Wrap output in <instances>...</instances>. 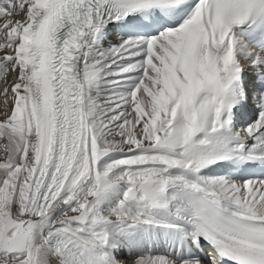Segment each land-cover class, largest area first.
<instances>
[{"label": "snow or ice", "instance_id": "snow-or-ice-1", "mask_svg": "<svg viewBox=\"0 0 264 264\" xmlns=\"http://www.w3.org/2000/svg\"><path fill=\"white\" fill-rule=\"evenodd\" d=\"M0 264H264V0H0Z\"/></svg>", "mask_w": 264, "mask_h": 264}]
</instances>
